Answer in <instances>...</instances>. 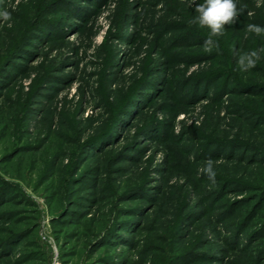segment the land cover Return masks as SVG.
<instances>
[{"label": "rangeland", "instance_id": "rangeland-1", "mask_svg": "<svg viewBox=\"0 0 264 264\" xmlns=\"http://www.w3.org/2000/svg\"><path fill=\"white\" fill-rule=\"evenodd\" d=\"M203 2L0 0V264H264V0Z\"/></svg>", "mask_w": 264, "mask_h": 264}, {"label": "clouds", "instance_id": "clouds-1", "mask_svg": "<svg viewBox=\"0 0 264 264\" xmlns=\"http://www.w3.org/2000/svg\"><path fill=\"white\" fill-rule=\"evenodd\" d=\"M196 12L198 15L193 17V22L208 27L213 34H220L223 26L233 22L238 15L235 0H204L197 5ZM248 29L257 34L264 32V27L256 24H249ZM252 63L249 58L247 66H251ZM241 66L245 67L243 62ZM208 167H211L210 163Z\"/></svg>", "mask_w": 264, "mask_h": 264}]
</instances>
